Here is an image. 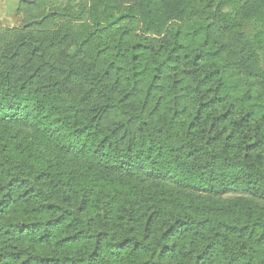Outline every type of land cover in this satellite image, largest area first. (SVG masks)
Wrapping results in <instances>:
<instances>
[{"label": "trees", "instance_id": "obj_1", "mask_svg": "<svg viewBox=\"0 0 264 264\" xmlns=\"http://www.w3.org/2000/svg\"><path fill=\"white\" fill-rule=\"evenodd\" d=\"M20 1L0 264H264V0Z\"/></svg>", "mask_w": 264, "mask_h": 264}, {"label": "rangeland", "instance_id": "obj_2", "mask_svg": "<svg viewBox=\"0 0 264 264\" xmlns=\"http://www.w3.org/2000/svg\"><path fill=\"white\" fill-rule=\"evenodd\" d=\"M33 13L25 10L20 0H0V28H17L32 19Z\"/></svg>", "mask_w": 264, "mask_h": 264}, {"label": "crops", "instance_id": "obj_3", "mask_svg": "<svg viewBox=\"0 0 264 264\" xmlns=\"http://www.w3.org/2000/svg\"><path fill=\"white\" fill-rule=\"evenodd\" d=\"M13 1V0H12Z\"/></svg>", "mask_w": 264, "mask_h": 264}]
</instances>
